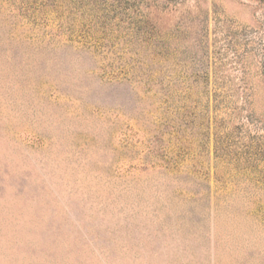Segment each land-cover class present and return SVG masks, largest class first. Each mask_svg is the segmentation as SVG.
I'll list each match as a JSON object with an SVG mask.
<instances>
[{"label":"rangeland","instance_id":"1","mask_svg":"<svg viewBox=\"0 0 264 264\" xmlns=\"http://www.w3.org/2000/svg\"><path fill=\"white\" fill-rule=\"evenodd\" d=\"M0 264H264V0H0Z\"/></svg>","mask_w":264,"mask_h":264}]
</instances>
